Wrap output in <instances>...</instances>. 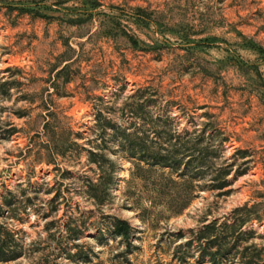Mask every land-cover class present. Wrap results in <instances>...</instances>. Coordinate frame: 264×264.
Segmentation results:
<instances>
[{
    "label": "rangeland",
    "instance_id": "obj_1",
    "mask_svg": "<svg viewBox=\"0 0 264 264\" xmlns=\"http://www.w3.org/2000/svg\"><path fill=\"white\" fill-rule=\"evenodd\" d=\"M259 45L264 0H0V81L12 85L0 92V197L11 190L19 215L0 221L23 251L0 264H198L197 255L175 257L193 230L246 202L264 208ZM68 58L64 83L55 70ZM152 114L170 117L181 134L215 133L214 166L200 183L233 163L225 190L201 186L180 205L190 197L181 177L158 166L141 176L113 128L106 123L101 133L107 119L133 129ZM98 142L118 170L104 202L94 203L84 181L97 170L85 148ZM109 215L131 222L130 244L111 235ZM70 218L78 237L66 229ZM250 227L264 241V219Z\"/></svg>",
    "mask_w": 264,
    "mask_h": 264
},
{
    "label": "trees",
    "instance_id": "obj_2",
    "mask_svg": "<svg viewBox=\"0 0 264 264\" xmlns=\"http://www.w3.org/2000/svg\"><path fill=\"white\" fill-rule=\"evenodd\" d=\"M129 39L133 43H137L138 39L133 35H129ZM259 50H264L260 45ZM66 59L59 68L55 70L56 78L61 77L65 83L71 79L69 74L71 62L73 59ZM12 85L8 80L0 81V92H7ZM264 98V93L261 97ZM140 108H145V103H138ZM56 119V112L49 109L46 116ZM101 113L97 112V119L100 120ZM151 121H143L141 125L130 126L117 125L111 119H107L104 125H100L101 133L106 132V123L113 128L110 136L117 140V145L120 151L129 160H131L135 168L142 176L146 170L156 166L169 168L171 172H175L181 177L186 187V192L190 194L188 199H183L180 205H188L192 198L193 192L198 190V187L205 186L225 190L232 179L229 175L232 173V164L220 166L211 173L209 183H200V180L207 177L208 169L214 166L213 156L217 152L216 146H212L215 133L206 134V130L191 131L186 130L185 134H181L176 127H173L171 118L168 116L150 115ZM49 120L44 122V127L47 128ZM18 129L15 126L7 129V136L13 134ZM80 134V133H77ZM103 136L104 139V135ZM227 137L220 139V145L224 144ZM65 142V140H62ZM105 142V140H104ZM74 144L79 145L74 142ZM94 147L86 149L87 160L96 165L95 179L86 177L84 181L85 195L94 203L104 202L105 197L110 192V185L118 170V164L115 159L106 155L103 151L104 143H94ZM106 144V142H105ZM65 146H69L68 143ZM65 147V148H66ZM83 147V146H82ZM237 151L242 153L243 157L247 156V149L237 148ZM247 162V161H245ZM237 169L236 176L243 173ZM176 182L175 179H171ZM197 181V182H195ZM0 200V216L8 215L9 217L19 218L17 213V205H15V194L8 190L7 194L1 195ZM26 206H23L24 210ZM52 209L43 213V217L51 215ZM7 212L8 214L4 213ZM26 211V210H25ZM230 217L219 223L218 220L203 223L197 230H193V236L189 239L179 242L176 245L175 257L181 262H186L187 256L197 255L196 261L198 264L208 262V264H264V241L257 242L253 238L256 237V230L252 227L247 228L255 219L263 221L264 208L253 203L248 205L235 206ZM107 223L108 230L113 237L120 236V239L129 242L133 235V225L131 222L120 216L109 215ZM71 218L65 223L66 229L73 237L80 236L82 229L78 225H71ZM50 219L46 226L53 223ZM194 249L198 252L195 254ZM23 254L21 246L14 238L11 228L4 222L0 221V261L15 259ZM67 254L71 255L70 252Z\"/></svg>",
    "mask_w": 264,
    "mask_h": 264
}]
</instances>
